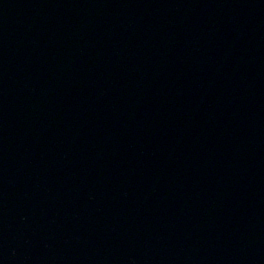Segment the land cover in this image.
Here are the masks:
<instances>
[{
    "label": "water",
    "instance_id": "water-1",
    "mask_svg": "<svg viewBox=\"0 0 264 264\" xmlns=\"http://www.w3.org/2000/svg\"><path fill=\"white\" fill-rule=\"evenodd\" d=\"M0 264H264V0H0Z\"/></svg>",
    "mask_w": 264,
    "mask_h": 264
}]
</instances>
